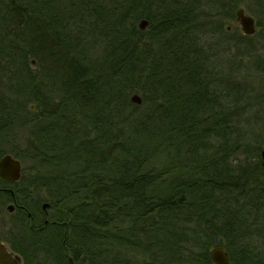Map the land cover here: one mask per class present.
<instances>
[{
  "label": "trees",
  "instance_id": "16d2710c",
  "mask_svg": "<svg viewBox=\"0 0 264 264\" xmlns=\"http://www.w3.org/2000/svg\"><path fill=\"white\" fill-rule=\"evenodd\" d=\"M238 4L0 0V157L29 162L0 178V239L22 264H264V40L228 30Z\"/></svg>",
  "mask_w": 264,
  "mask_h": 264
},
{
  "label": "water",
  "instance_id": "95a60500",
  "mask_svg": "<svg viewBox=\"0 0 264 264\" xmlns=\"http://www.w3.org/2000/svg\"><path fill=\"white\" fill-rule=\"evenodd\" d=\"M236 19L239 22L243 33L253 34L256 31V19L253 15L246 13L244 7L239 6L236 10ZM148 25L147 19L143 18L139 22V27L144 29ZM34 62V61H33ZM135 103H141L142 97L139 93H133L130 96ZM34 104L30 105L33 108ZM261 164L264 167V148L261 149ZM22 175V164L19 158L7 152L0 157V178L9 182L20 180ZM48 202H43V207L46 208ZM14 204L7 206L9 211L14 210ZM209 255L214 264H231L228 251L221 245L212 246L209 249ZM73 263L72 257H70ZM0 264H22V256L14 251L5 240H0Z\"/></svg>",
  "mask_w": 264,
  "mask_h": 264
},
{
  "label": "rangeland",
  "instance_id": "374dc122",
  "mask_svg": "<svg viewBox=\"0 0 264 264\" xmlns=\"http://www.w3.org/2000/svg\"><path fill=\"white\" fill-rule=\"evenodd\" d=\"M239 1V4H238V7L239 6H242V7H244V9H245V11H246V13H249V14H251V15H253L254 17H255V19L258 21V20H262L263 21V23H264V9L262 10V11H260L259 9H258V5L257 4H255L254 3V0H238ZM237 7V8H238ZM226 24H227V27H228V30L229 31H231V33H236V32H243L242 31V29H241V26H240V24H239V22L237 21V19H236V17L235 18H230V19H227L226 20ZM256 30H257V32L259 33V35L260 36H258L257 38L258 39H261V40H264V26L262 27V28H257L256 27ZM234 48H232V49H230L229 51H228V54H232V53H234ZM241 57V56H240ZM239 57V58H240ZM32 60L34 61H32L31 62V64H32V67L34 68V66H35V63H36V61H35V59H33L32 58ZM243 60H246L244 57H243ZM0 81L1 82H7V77L5 76V74L4 73H2V72H0ZM0 82V89H4V90H7V89H5V87H4V83H1ZM13 83V79H8V84H12ZM9 92V91H8ZM11 96L12 97H15L16 95L15 94H11ZM29 105H31V104H34V107L33 108H31V109H34L35 108V103L34 102H29L28 103ZM244 113H248V112H244ZM19 132H21V129L20 128H17V130H16V133H18V135L16 136L17 137V139H20L21 138V135L22 134H20L19 135ZM15 133V134H16ZM21 161V164H22V168H24V166H27V164H29V162H27V161H22V160H20ZM44 195L45 193L42 191L41 192V195ZM31 196H33V197H31V198H29L28 199V201L30 202V203H32V201L35 199L34 198V196H35V193H32L31 194ZM44 202H46V201H44ZM9 204H13V203H11V202H9L7 205H6V208H7V206L9 205ZM15 206V205H14ZM8 209V208H7ZM14 211V210H13ZM13 211H9L8 210V212H13ZM3 222H1V220H0V236H2V234L4 233V227H3ZM0 240H3V239H0Z\"/></svg>",
  "mask_w": 264,
  "mask_h": 264
},
{
  "label": "flooded vegetation",
  "instance_id": "af4514ba",
  "mask_svg": "<svg viewBox=\"0 0 264 264\" xmlns=\"http://www.w3.org/2000/svg\"><path fill=\"white\" fill-rule=\"evenodd\" d=\"M48 206H49V205H48ZM48 206H47L46 208H44V207H43V202H42L41 207H42L43 210H47ZM46 221H47V220H46Z\"/></svg>",
  "mask_w": 264,
  "mask_h": 264
}]
</instances>
